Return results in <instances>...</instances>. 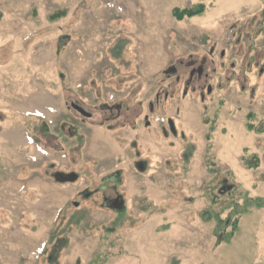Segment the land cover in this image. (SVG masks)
Returning <instances> with one entry per match:
<instances>
[{"label": "rangeland", "instance_id": "obj_1", "mask_svg": "<svg viewBox=\"0 0 264 264\" xmlns=\"http://www.w3.org/2000/svg\"><path fill=\"white\" fill-rule=\"evenodd\" d=\"M192 54L208 90L186 82ZM249 124L264 126V0H0V264H264V209L218 248L203 217L232 231L224 193L264 198Z\"/></svg>", "mask_w": 264, "mask_h": 264}, {"label": "trees", "instance_id": "obj_2", "mask_svg": "<svg viewBox=\"0 0 264 264\" xmlns=\"http://www.w3.org/2000/svg\"><path fill=\"white\" fill-rule=\"evenodd\" d=\"M207 9H208V7L205 4H199L193 8L185 9V10L175 9L174 10V16L179 21H182L184 18L192 19V18L197 17V16H202L204 13L207 12ZM261 128L262 129L257 128L252 124L248 125V130L251 132L264 133V126ZM213 131H214V129H213ZM209 138H210V136H209ZM242 163L247 170H257L261 166L260 158L257 155H253V156H249V157L244 156L242 158ZM223 185H225V183H223ZM227 187H233V186L232 185H226L224 187H221L220 191H222L224 188H227ZM211 192L215 193L214 190H211ZM219 195H222V194L219 193ZM219 195L216 194V196L211 198L213 206L218 205V201L220 198ZM224 196L227 197V199L229 200L228 207L232 208V210H233V214H231L230 216H234V218H235L231 222L232 231L227 232V229L223 230V226L225 225L224 223L225 222L227 223V220H222L220 218L219 214L218 215L215 214L213 216L209 212L203 213V217L206 220H210L216 216L218 217L217 219L219 221V227L217 228V230H215V233H214V236L216 237V247L217 248L223 244H231V242L234 240V238H235V236L239 230L240 218L242 216L250 213L252 211V208H255L258 210L264 209V198H248V196H247V199H246V197L244 198L243 206H241L239 204V202L235 199L236 198V190L232 189L228 192H225ZM209 214H211V215L209 216Z\"/></svg>", "mask_w": 264, "mask_h": 264}, {"label": "flooded vegetation", "instance_id": "obj_3", "mask_svg": "<svg viewBox=\"0 0 264 264\" xmlns=\"http://www.w3.org/2000/svg\"><path fill=\"white\" fill-rule=\"evenodd\" d=\"M208 59L206 57H202L200 59H196L194 57V55L192 54L191 56H189V61L182 64L185 68L188 69V77L186 79V82H188L190 80L191 85L193 84H203L200 85L202 86L203 89H209L210 87V82L212 80V76L214 75L213 73H208ZM171 68V73L172 75H176L175 79H179L180 78V72L178 70L177 67H170ZM213 71L215 72L216 70L213 69ZM151 110H154V106L151 107ZM110 111V115H109V121L110 122H115L118 120V118L121 115L122 112V105H116L114 107L113 110H109ZM93 114H91V118H93ZM112 199H110L109 201H111ZM108 201V202H109ZM117 210V209H115Z\"/></svg>", "mask_w": 264, "mask_h": 264}, {"label": "water", "instance_id": "obj_4", "mask_svg": "<svg viewBox=\"0 0 264 264\" xmlns=\"http://www.w3.org/2000/svg\"><path fill=\"white\" fill-rule=\"evenodd\" d=\"M73 109L79 112L81 115H83L86 118H91V114L85 111L83 108L77 106V105H72Z\"/></svg>", "mask_w": 264, "mask_h": 264}, {"label": "built area", "instance_id": "obj_5", "mask_svg": "<svg viewBox=\"0 0 264 264\" xmlns=\"http://www.w3.org/2000/svg\"><path fill=\"white\" fill-rule=\"evenodd\" d=\"M31 143H33V141Z\"/></svg>", "mask_w": 264, "mask_h": 264}]
</instances>
